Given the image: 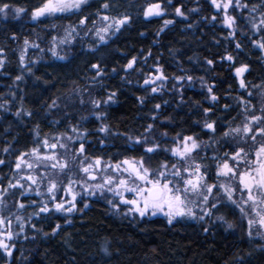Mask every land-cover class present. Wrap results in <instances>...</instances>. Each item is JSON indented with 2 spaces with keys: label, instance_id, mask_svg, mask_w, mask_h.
Returning a JSON list of instances; mask_svg holds the SVG:
<instances>
[{
  "label": "trees",
  "instance_id": "16d2710c",
  "mask_svg": "<svg viewBox=\"0 0 264 264\" xmlns=\"http://www.w3.org/2000/svg\"><path fill=\"white\" fill-rule=\"evenodd\" d=\"M7 2L31 10L41 0ZM113 2L116 7L110 14L130 13L133 17L130 27L122 29L107 45H100L96 52L88 51L94 45L90 41L85 43L87 40L82 38L85 32L79 30L80 37L76 38L68 59L64 61L50 59L46 51L38 58L37 54H30L33 56H29L30 59L38 62L30 65L34 74L25 73L23 81H15V77L22 74L19 54L23 39L27 37L30 41L39 42L46 50L45 47L51 44V36L69 24L75 25L78 17L68 15L40 22L32 21L27 14H23L19 19L10 15L7 20L0 21V48L4 49L6 57L5 69L0 70V105L7 102L6 107H0V159L6 162L0 165V174H8L13 160L39 146L40 139L65 131L69 124H79L90 132L85 144L90 155L104 159L117 155H140L138 147L129 151L133 146L124 136L105 139L103 133L95 131L101 121L92 115L91 99L106 100L111 92L116 93L114 102L109 105L102 103L101 108L95 111L107 112L104 122L110 125L113 132L138 135L147 124L152 123L153 135L158 140L159 133L166 131L169 134L168 143L177 133L195 134L201 140L210 141L212 137L202 130L203 110L212 108L208 114L210 119L218 116L231 119L235 110L225 112L223 106L228 104L233 109L238 108L235 98L244 94V90L239 88L234 68L242 63L248 64L250 71L245 73L246 80L259 84L264 79V53L252 43L259 36L253 35L249 26L239 18L237 24L244 34L237 31L235 40L242 47L236 49L231 38L225 39L230 30L221 25V14L210 0H172L171 6L166 0ZM154 2L162 3V7L167 9L165 15L145 19L142 12ZM251 2L259 3V0ZM98 3L99 0L89 11L95 12ZM175 7H181L188 19L176 16ZM193 8L199 11H188ZM212 16H216L215 21ZM166 19L175 23L157 35ZM189 24L193 26L188 27ZM12 36L17 39H11ZM229 54L235 58L234 64L222 59ZM133 56L137 58L136 65L125 71L124 66ZM209 59L213 60V65L207 64ZM93 63H100L105 71V75L95 82L92 79L95 76V70L91 68ZM158 67L169 79L165 81L163 91L151 93V86L145 85L144 80L154 77ZM113 68L116 72H112ZM188 75L193 77L191 86L187 80L175 79ZM200 77L206 84L214 85L213 94L219 98L215 106L208 99L206 87L201 86ZM76 89L80 90L79 94H76ZM249 91H253V97L245 95L244 98L251 99L258 108L260 97L256 90L249 88ZM57 96L60 97V107L53 109L47 120L43 119L45 102L51 103ZM81 97L85 101L83 104L80 103ZM139 98H144V104H140ZM21 103L24 108L33 111V117L23 116L21 119L15 116ZM155 104H161L158 113L153 111ZM65 113L70 115L65 116ZM152 115L157 117L155 122L151 119ZM82 116L88 119L81 121ZM55 119L61 123L52 124ZM219 129L220 121L217 120L218 132ZM102 139L104 144L100 143ZM211 144L209 150L212 149ZM217 145L220 153L225 151L223 141ZM5 147L9 148L7 153L3 151ZM211 176L210 172L209 179ZM19 198L18 195L15 197L16 200ZM34 210L35 207H27L23 216L27 218ZM67 219H71L72 223H66ZM32 223L42 232L26 227L25 233L15 240L17 250L11 258L12 264H234L237 256L244 258V264H264L263 250L250 243L243 234L231 232L221 223L209 221V224L203 225L209 227L206 233L202 224L196 222H180L171 226L161 217L130 221L111 214L108 206L99 200L91 201L90 207L82 213L68 217L49 214L46 221L39 222L34 217ZM56 223L62 225L61 231L55 236H45L43 233H51ZM24 235L29 239L25 240ZM105 246L112 255L104 253ZM0 264H8L2 251Z\"/></svg>",
  "mask_w": 264,
  "mask_h": 264
},
{
  "label": "snow or ice",
  "instance_id": "6c2138e0",
  "mask_svg": "<svg viewBox=\"0 0 264 264\" xmlns=\"http://www.w3.org/2000/svg\"><path fill=\"white\" fill-rule=\"evenodd\" d=\"M166 2L169 6L172 5V0H166ZM210 2L217 12L222 14L223 24L230 30L225 39L231 38L235 42V48L241 49V43L235 40L238 30L242 35L244 34L240 25L237 24L239 15L249 26L253 35L259 36L252 43L255 48L264 53V0H259V3H252L251 0H210ZM96 3L97 0H41L39 5L29 10L9 3L7 0H0V21L7 20L10 15L13 19H19L23 14H27L32 21L40 22L49 18L77 16L75 25L69 24L65 27L63 37L51 36L52 47L48 48L56 59L67 60L68 57L60 55L57 49L79 36L78 30L84 31L86 35L94 33L95 45L90 46L88 51L96 52L100 45H107L112 37L121 33L122 29L126 30L133 23V17L128 12L118 15L110 14L116 7L113 0H99L95 12H90L89 9ZM229 9L235 15L229 14ZM166 11L161 2H154L144 9L142 15L145 19L163 17ZM174 11L176 16L188 19L181 7H175ZM188 11L198 12L199 9L193 8ZM244 11L248 13L246 17L243 16ZM211 19L215 21L216 16H212ZM173 23H175L173 20H164L163 27L159 29L157 35ZM192 26L188 25V27ZM11 39L16 40L17 37L12 36ZM29 48L44 51L39 43L30 41L27 37L23 39L19 54L22 74L17 75L15 81H23L25 73L34 74L30 65L38 61L27 59L26 62ZM222 59L235 63V58L231 54ZM206 62L208 65L214 63L210 59ZM136 63L137 58L133 56L124 66V70L133 69ZM5 64L4 49L0 48V70L5 69ZM91 68L95 70V76L92 78L94 82L105 75L100 63H93ZM249 71V65L244 63L234 68V75L244 94L235 98L238 108L233 109L228 104L223 106L225 112L235 110L236 116L227 120L219 116L216 119H210L208 114L212 112V108L203 110L205 118L202 130H206L212 137L210 141L201 140L195 134L177 133L168 143L169 134L166 131L159 133L158 140L153 135L152 123L147 124L144 131L138 135L113 132L110 125L104 122L107 112L95 111L101 108L102 103L109 105L114 102L116 93L111 92L106 100L91 99L94 109L92 115L96 120L101 121L99 128L95 131L103 133L105 139L109 136H124L133 146L129 151L138 147L141 151L140 155L123 157L117 155L115 158L108 159L89 155L85 144L88 143L86 137L90 135V132L86 128L81 130L79 124H69L71 135L66 131L42 138L38 141L39 146L18 155L14 165L15 173L11 179L7 180L6 186L0 178V251L3 252L8 264H12L11 258L17 250L15 240L25 233L26 227H30L37 233L42 232V229H38L36 224L32 223L34 217L39 222H44L49 219V214L59 213L68 217L82 213L84 209L90 207V203L85 202V199L97 196L105 199L117 214L132 215L140 220L162 215L171 226L185 220H192L201 223L202 230L206 233L209 232V227H203V225L209 224V221H221L227 229L234 228V221L229 222L225 215L217 214L226 210L232 216H238L242 223L246 222L244 230L249 239L254 240L258 237L264 240V79L259 84L246 80L245 73ZM112 72H116V69L113 68ZM156 72L154 77L144 80L145 85L151 86V93L163 91L165 81L169 79L161 68L158 67ZM36 79L40 80V77ZM175 79L187 80L189 86L193 81L191 75L179 76ZM198 79L201 81V86L206 87L208 99L215 106L219 98L213 94L214 85L206 84L203 77ZM157 81L160 83L157 84ZM173 87L175 88V85ZM249 88L256 90V94L260 97L259 108L252 103L251 99L244 98L245 95L253 97V91H249ZM179 91L182 93L183 89ZM75 92L79 94L80 90L76 89ZM12 95L14 97L15 93ZM58 100H60L59 96L52 99L51 103L45 102L46 111L43 119L47 120L52 110L60 107ZM84 102L81 97L80 103ZM139 102L144 104V98H139ZM164 103L167 104V101ZM6 104L7 102L0 107H6ZM159 109L161 104L153 106V111L158 113ZM68 115L70 114L65 113V116ZM15 116L23 119V116L33 117L34 113L24 108L21 103ZM237 117H241L240 123L234 125L233 122ZM80 119L85 121L88 118L82 116ZM151 119L155 122L156 115H152ZM217 120L220 121L219 132ZM51 123L60 124L61 121L55 119ZM213 141L217 144L223 141L222 146L227 150L220 153L218 149H214V154L208 156L205 150ZM100 143L104 144V140L102 139ZM3 151L7 153L9 148L5 147ZM5 163L4 159H0V165ZM41 188L44 189L43 192ZM31 193L42 198L39 203L31 199ZM108 194H111L110 199ZM17 195L20 198H28V204L19 200L16 202L14 206L18 211L35 207L27 218L15 213L7 216L3 214L4 208L7 207L5 198ZM45 195L47 199H43ZM58 195L63 198L58 200ZM78 204L82 207H78ZM122 206L126 211L121 212ZM13 219L19 229L15 232L12 227ZM66 223L71 224L72 220L67 219ZM61 229L62 225L56 223L51 233L43 234L55 236ZM24 239L27 240L29 237L24 235ZM32 239L34 240L35 237ZM259 247L264 250V244ZM103 251L106 255H112L107 246L103 248ZM234 264H244V258L237 256Z\"/></svg>",
  "mask_w": 264,
  "mask_h": 264
},
{
  "label": "rangeland",
  "instance_id": "374dc122",
  "mask_svg": "<svg viewBox=\"0 0 264 264\" xmlns=\"http://www.w3.org/2000/svg\"><path fill=\"white\" fill-rule=\"evenodd\" d=\"M229 14H233V15H235V13H233L232 12V10L231 9H229ZM248 15V13H246V12H243V16H247ZM239 18H241L239 15L237 16V23H238V20H239ZM221 25H223L224 26V24H223V21H222V14H221ZM224 27H226V26H224ZM64 29L65 28H62L61 30H60V32L58 33V34H56L55 36H57V37H63V35H64ZM79 31V30H78ZM117 35V34H116ZM115 35V36H116ZM114 36V37H115ZM80 36H78V37H75V39L72 41V42H70L69 44H65V45H61L58 49H57V51L60 53V55H64V56H67V57H69V53H70V51H71V49H72V46H73V43L76 41V38H79ZM82 38L83 39H85V40H87L85 43H88V41H90L89 43L91 44V45H95V38H94V33H88L87 35L84 33V35H82ZM113 38V37H112ZM111 38V39H112ZM110 39V40H111ZM36 42V41H35ZM82 42V41H81ZM37 43H39V42H37ZM50 43H51V41H50ZM40 44V43H39ZM42 46H41V44H40V48H41ZM50 47H52V44H50V46L48 45V46H46L45 48H46V50L45 49H43L44 50V52L46 51L47 52V55L48 56H50V59H54V60H58V59H56L53 55H52V53L51 52H49L48 51V48H50ZM42 49V48H41ZM30 54H32L33 56H35L36 54H37V58L41 55L42 56V52L39 50V49H32V48H29V50H28V54H27V58H26V62H27V59L29 58L30 59V57L32 56H30ZM30 56V57H29ZM32 56V57H33ZM61 61H64V60H61ZM160 82L159 81H157V84H159ZM153 86H155V85H153ZM233 106V105H232ZM259 108V107H258ZM233 116H236V111H235V113L233 114ZM240 120H241V117H237V119L233 122V124L235 125V124H238V123H240ZM66 130L65 131H63V132H68V134L69 135H71V132L69 131V127H68V125L66 126V128H65ZM81 130H83V128H81ZM63 132H60V133H63ZM60 133H54L52 136H55V135H58V134H60ZM212 145V144H211ZM45 151H47V150H45ZM57 151H59V150H57ZM87 151V150H86ZM206 151V154L208 155V156H211V154H210V150H209V147L205 150ZM90 155V154H89ZM93 156V155H92ZM97 156V155H96ZM25 159H28V157H25ZM105 159H108V158H105ZM15 161H16V159L15 160H13V165H12V168H11V170L9 171V173L8 174H6V175H2V174H0V178H2V182L5 184V186H6V183H7V180H9V179H11L12 178V175L15 173V167H14V165H15ZM25 174H27V170H25ZM7 178V180H5ZM211 180V179H210ZM23 182V181H22ZM12 191H16V190H12ZM41 191L43 192L44 191V189L43 188H41ZM15 197L16 196H10V197H6L5 199H6V201H7V207L6 208H4V210H3V214L4 215H12L13 213H15L16 215H22L23 216V210H17V207H15L14 205L16 204V202L18 201V200H16L15 199ZM30 197H31V199L32 200H35V201H37V203H39L40 202V200L42 199L41 197H39V196H36L34 193H31L30 194ZM61 198H63V197H61L60 195H58V200L59 199H61ZM108 198L110 199L111 198V194H108ZM43 199H47V196L45 195V197H43ZM66 199V198H65ZM95 200H99V201H102V202H104L107 206H108V208H109V210H110V212H111V214H113L114 216H116V217H118V218H120V219H128V220H130V221H139L140 219L139 218H134L132 215H128V216H123V215H120V214H117V213H115L114 212V210L111 208V206L106 202V200L105 199H103V198H100L99 196H97V197H87L86 199H85V202H88V203H90L91 201H95ZM25 201V202H24ZM19 202H23V203H25V204H28V198L27 197H24V200L22 199V198H19ZM51 206V205H50ZM80 206V204H78V207ZM123 211H126V209L122 206L121 207V212H123ZM57 215H61V214H59V213H56ZM218 215H220V214H223V215H225V217H226V219L229 221V222H235V226H234V228L233 229H227V230H229V231H231V232H235V233H241V234H243L244 235V237H246L247 238V240L250 242V243H252V244H254L255 246H257L258 248H260L259 246L261 245V244H264V240H261L260 238H255L254 240L253 239H249L248 237H247V235H246V233H245V230H244V225L246 224V222H241V220L239 219V217L238 216H232L230 213H228L226 210H223L221 213H217ZM61 216H63V215H61ZM63 217H65V216H63ZM157 217H161V218H163L164 220H166V218L164 217V216H162V215H157V216H155V217H151V218H145V219H154V218H157ZM182 222H192V223H195L196 221H192V220H185V221H182ZM215 222H218V223H221L222 225H224L225 226V228H227L226 227V225L223 223V222H221V221H215ZM196 223H199V222H196ZM13 226H14V229L16 230V231H18L19 229H18V225L16 224V222H15V220L13 219ZM264 251V250H263Z\"/></svg>",
  "mask_w": 264,
  "mask_h": 264
},
{
  "label": "flooded vegetation",
  "instance_id": "af4514ba",
  "mask_svg": "<svg viewBox=\"0 0 264 264\" xmlns=\"http://www.w3.org/2000/svg\"><path fill=\"white\" fill-rule=\"evenodd\" d=\"M223 148H224V147H223ZM214 149H218V150L220 149V148H218V145H217V143H215V142L212 144V149H210V154H211V155L214 154ZM225 150H227V149L225 148Z\"/></svg>",
  "mask_w": 264,
  "mask_h": 264
}]
</instances>
